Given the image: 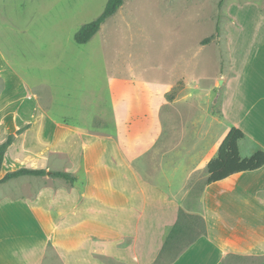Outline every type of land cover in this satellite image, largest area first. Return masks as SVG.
<instances>
[{
  "label": "crops",
  "instance_id": "obj_1",
  "mask_svg": "<svg viewBox=\"0 0 264 264\" xmlns=\"http://www.w3.org/2000/svg\"><path fill=\"white\" fill-rule=\"evenodd\" d=\"M136 2L125 0L95 34L110 96L109 116L100 114L99 126L75 117L89 103L80 77L66 66L55 79L46 71L20 68L0 43V76L6 80L0 94V144L29 126L8 147L0 179L21 167L77 177L74 184L62 178L44 183L33 195L0 197V264H153L181 209L202 215L208 234L170 264H231L237 256H264V166L208 184L199 197L187 187L197 173L207 178V164L232 127L245 132L239 142L242 157L264 150L263 5L225 2L231 17L226 25L231 75L223 76L221 119L197 92L201 81L222 73L216 45L201 46L215 30L211 0H195L169 13L153 0L158 21L179 25L181 46L168 58L144 46L140 62L133 63L125 50L130 45L125 24L139 18L153 34L146 23L152 17L138 15ZM25 36L33 38L27 31ZM174 87L180 90L170 101L166 95ZM77 95H83L82 109L72 111L69 102ZM164 107L170 109L166 115ZM50 175L46 178L54 179ZM192 201L197 208L188 207Z\"/></svg>",
  "mask_w": 264,
  "mask_h": 264
},
{
  "label": "rangeland",
  "instance_id": "obj_2",
  "mask_svg": "<svg viewBox=\"0 0 264 264\" xmlns=\"http://www.w3.org/2000/svg\"><path fill=\"white\" fill-rule=\"evenodd\" d=\"M107 0H0V43L7 51V56L12 62L20 68H33L36 73L46 71L55 79L59 71L62 73L64 67H67L68 73L77 79L80 77L79 84L84 86L86 94L82 93V87H79V94H83L88 104H83L84 112H78L84 116L75 117L79 121L94 123L99 126L101 120L97 117L102 114L109 116L110 96L107 85V74L104 71V62L99 52V35H95L85 45H79L75 42L77 30L86 22L95 19L104 9ZM195 0H160V8L163 13L171 11H183ZM227 0H225L226 2ZM253 1V0H236ZM259 1L264 8V0ZM213 11L210 19L214 22L217 15H222L223 33L216 45L219 67H221V56L223 59V72L217 78L203 80L197 87V92L206 97L211 102L222 95V88L225 85V78L231 75V69L228 59L227 49L229 48L228 30L226 25L231 21V17L226 13L225 3L223 7H218L219 0H211ZM136 8L138 15L145 12L152 18L146 23L153 27V34L142 26L140 19L135 22L128 21L125 25L130 32V45L125 44V50L130 52L132 62L138 63L141 58V49L150 48L165 57H169L181 46V38L178 35L179 25L175 20L164 19L158 21L154 14L155 2L153 0H137ZM155 15V17H153ZM134 21V16L132 17ZM190 25H186V24ZM124 25V26H125ZM185 27L191 31L192 22L184 23ZM157 30V33H155ZM194 35H198V27L194 26ZM33 35V38L26 37L25 32ZM117 35V34H116ZM149 35L151 38H146ZM25 38V39H24ZM27 38V39H26ZM28 40V41H27ZM118 39L113 40V43ZM147 42V43H146ZM157 45V47H156ZM209 45V44H208ZM206 46V45H201ZM88 47H93V51ZM124 46H120L122 52ZM139 56V57H138ZM138 58V60H137ZM47 66L51 68L47 69ZM46 68V70H44ZM214 70V66H210ZM83 76H85L83 78ZM5 77L0 76V94L6 87ZM82 78V80H81ZM223 79V84L219 83ZM13 85V82L11 83ZM42 94L48 99V93L41 88ZM83 95L70 100L72 111L82 109ZM81 100V101H80ZM170 109L164 107L163 112L166 115ZM106 118V117H104ZM105 121V119H104ZM65 164L69 162L64 157ZM51 172L56 171L50 168ZM51 174V173H50ZM45 176V177H44ZM38 178H17L0 182V197L4 195H18L20 193L33 195L36 189L44 183H56L60 178L47 179L46 175ZM57 179V180H56ZM64 180V179H62ZM65 181V180H64ZM204 177L197 173L192 179V185L197 194L204 183ZM197 208V202L192 201L188 207ZM184 245L186 240L180 239ZM231 264H257L261 261V256H238L231 259ZM167 261V259L165 260Z\"/></svg>",
  "mask_w": 264,
  "mask_h": 264
},
{
  "label": "trees",
  "instance_id": "obj_3",
  "mask_svg": "<svg viewBox=\"0 0 264 264\" xmlns=\"http://www.w3.org/2000/svg\"><path fill=\"white\" fill-rule=\"evenodd\" d=\"M125 3V0H108L103 12L94 20L83 24L75 34L76 42L85 44L101 29L110 18H112ZM225 0H219L218 7H223ZM228 15V13H227ZM229 17V15H228ZM222 15L219 13L215 21V30L211 36L201 41L202 45H208L213 42L219 43L222 36ZM229 59V48L227 49ZM220 71L223 72V59L221 56ZM230 64V59H229ZM180 87H174L167 93V99L173 100L178 94ZM210 113L221 119L224 118L222 112V95L211 102ZM29 126H24L8 135L7 139L0 144V171L4 161L5 153L8 147L14 142L16 136L26 130ZM245 132L237 127H232L221 143L217 154L209 161L206 170L207 178L201 185L197 194L192 185V179L188 181L187 187L191 196L199 197L204 187L208 184L224 180L231 175L244 171H252L264 166V150L259 149L249 157H242L240 154L239 142L245 138ZM47 170L43 168H26L21 167L17 170L8 172L0 182H5L23 175L44 176ZM51 176L54 178H62L70 184L77 181V177L70 172L52 171ZM208 234V227L205 218L200 214H193L180 210L178 221L172 226L166 238L165 244L158 258L153 264H170L172 263L187 247L193 244L200 237ZM184 238L186 243L182 245L180 239ZM238 257V256H237ZM167 259V261H165ZM264 261V256H261ZM260 261V262H261ZM259 262V263H260ZM258 264V263H257Z\"/></svg>",
  "mask_w": 264,
  "mask_h": 264
},
{
  "label": "water",
  "instance_id": "obj_4",
  "mask_svg": "<svg viewBox=\"0 0 264 264\" xmlns=\"http://www.w3.org/2000/svg\"><path fill=\"white\" fill-rule=\"evenodd\" d=\"M223 81H224L223 79H220V80H219V83H220V84H223ZM47 173L50 174L49 171H48Z\"/></svg>",
  "mask_w": 264,
  "mask_h": 264
}]
</instances>
